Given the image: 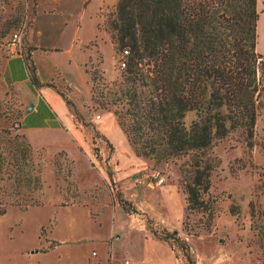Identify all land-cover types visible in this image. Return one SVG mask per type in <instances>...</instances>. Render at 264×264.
I'll return each instance as SVG.
<instances>
[{
  "label": "rangeland",
  "instance_id": "1",
  "mask_svg": "<svg viewBox=\"0 0 264 264\" xmlns=\"http://www.w3.org/2000/svg\"><path fill=\"white\" fill-rule=\"evenodd\" d=\"M82 1L0 0V137L27 140L20 130L19 98L1 73L13 31L23 28L22 45L28 33L34 43L63 45L69 35L62 29L64 22L71 23L73 16L84 12V39L90 38L84 86L73 91L65 82L51 80L79 113L76 118L69 109L83 142L69 138L76 151L72 156L52 145L62 140L59 133L47 134L45 146L29 143L32 155L22 159V175L34 168L39 186L28 187L22 182L26 178L15 190L12 181L1 184L7 204L6 213L0 215V264H106L99 260L102 254L104 261L105 251L107 264L110 251L114 264L124 259L134 264L139 254L152 253L149 237L163 242L151 231L162 228L178 231L195 264H264V98L252 148L235 136L213 148L220 164L210 177L209 196L215 200L212 226L193 234L202 223L201 213L194 211L185 218V195L178 187L181 161L156 165L136 156L117 123L114 111L126 108L115 100L123 87L121 62L126 54L98 26L118 0ZM256 6V48L264 53V0H256ZM194 118V112H188L184 120L189 124ZM14 200L32 204L21 209L9 204ZM249 202L256 206V218L250 214ZM232 205L238 214H231ZM178 261L187 264L182 255Z\"/></svg>",
  "mask_w": 264,
  "mask_h": 264
},
{
  "label": "trees",
  "instance_id": "2",
  "mask_svg": "<svg viewBox=\"0 0 264 264\" xmlns=\"http://www.w3.org/2000/svg\"><path fill=\"white\" fill-rule=\"evenodd\" d=\"M258 18L256 0H118L98 26L110 33L118 51L128 50L123 87L115 99L126 107L114 111L118 126L136 156L156 165L181 161L178 187L185 195V218L201 213L196 235L212 226L210 177L220 164L213 148L232 136L248 148L254 145L264 98V53L256 48ZM32 49L22 48L30 84L35 89L53 87L79 118L53 81L38 78ZM188 112L195 118L186 124ZM31 152L25 137H0V190L7 181L14 190L19 188L22 178L28 187L39 186L34 168L22 175V159ZM6 204L0 193V215L6 213ZM9 204L26 209L32 203ZM249 206L256 218L255 204ZM229 210L238 214L237 206ZM183 225L189 232L187 221ZM151 231L177 259L182 255L187 264H195L189 244L176 229Z\"/></svg>",
  "mask_w": 264,
  "mask_h": 264
},
{
  "label": "crops",
  "instance_id": "3",
  "mask_svg": "<svg viewBox=\"0 0 264 264\" xmlns=\"http://www.w3.org/2000/svg\"><path fill=\"white\" fill-rule=\"evenodd\" d=\"M80 1L84 3V1ZM73 17V22L65 21V27L62 28L69 33L65 44L34 43L30 40L28 33L26 44H23L22 48L24 49L26 46L33 48L30 51L31 59L36 66L38 78L42 82L58 79L65 82L74 91L83 87L84 79L87 80L88 77L85 63L89 60L86 53L89 48L86 47V44L90 38L84 39V12ZM40 61H43L44 64ZM43 66H46V69ZM47 69L51 70V73H47ZM1 73L7 85L16 91L19 98V107L22 109L20 130L28 142L33 147L45 146L49 141L47 134L59 133L63 136L62 140L52 145L68 151L69 156L76 153L68 140L74 137L78 142H83L84 136L77 128L73 115L60 93L50 86L35 89L29 82L28 70L21 54H8L7 57L2 58ZM72 94L73 92H69L68 96L71 97ZM64 137L66 138L64 139ZM115 238L116 235L112 241ZM149 238L153 244L152 253L150 255L148 253L139 254L134 264H179L174 252L166 243ZM107 256L105 251L104 261H102L101 254L100 262L107 264ZM129 261L130 264H133L130 259ZM114 262L117 263L115 255L113 257L110 251V264H114Z\"/></svg>",
  "mask_w": 264,
  "mask_h": 264
},
{
  "label": "built area",
  "instance_id": "4",
  "mask_svg": "<svg viewBox=\"0 0 264 264\" xmlns=\"http://www.w3.org/2000/svg\"><path fill=\"white\" fill-rule=\"evenodd\" d=\"M24 35V30L23 28H18L13 31V33L10 35V43L8 46H6V50L9 54L14 55V54H21L22 55V43L21 40ZM124 54H128V50L124 49L123 50ZM121 66L124 67L125 63L124 61L121 62ZM93 256H96V252L93 251L92 253ZM121 264H130L129 259H124Z\"/></svg>",
  "mask_w": 264,
  "mask_h": 264
},
{
  "label": "water",
  "instance_id": "5",
  "mask_svg": "<svg viewBox=\"0 0 264 264\" xmlns=\"http://www.w3.org/2000/svg\"><path fill=\"white\" fill-rule=\"evenodd\" d=\"M30 108H32V105H30Z\"/></svg>",
  "mask_w": 264,
  "mask_h": 264
},
{
  "label": "bare ground",
  "instance_id": "6",
  "mask_svg": "<svg viewBox=\"0 0 264 264\" xmlns=\"http://www.w3.org/2000/svg\"><path fill=\"white\" fill-rule=\"evenodd\" d=\"M259 21V20H258Z\"/></svg>",
  "mask_w": 264,
  "mask_h": 264
}]
</instances>
